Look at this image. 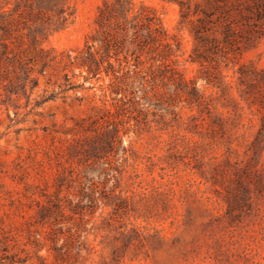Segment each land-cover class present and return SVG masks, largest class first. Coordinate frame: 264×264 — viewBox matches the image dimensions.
I'll return each mask as SVG.
<instances>
[{"label":"rangeland","instance_id":"obj_1","mask_svg":"<svg viewBox=\"0 0 264 264\" xmlns=\"http://www.w3.org/2000/svg\"><path fill=\"white\" fill-rule=\"evenodd\" d=\"M134 1L155 8L172 46L180 43L177 69L197 79L211 111L174 95L173 106L162 100L123 117L125 154L90 150L77 163L68 147L92 119L114 112L108 90L99 77L59 92L60 67L34 72L36 86L27 80L25 94L11 95L8 108L0 104V239L7 264H53L39 203L86 204L90 189L97 202L84 206L86 223L73 227L83 251L92 249L74 264H264V33L242 38L228 66L221 62L223 76L208 84L205 65L191 61L192 24L179 22V0ZM183 1L190 11L205 7V0ZM73 2L71 23L49 36L47 48H81L92 32L102 0ZM241 66L248 74L242 80ZM166 87L173 89L170 81ZM72 161L81 175L76 181L68 171Z\"/></svg>","mask_w":264,"mask_h":264},{"label":"trees","instance_id":"obj_2","mask_svg":"<svg viewBox=\"0 0 264 264\" xmlns=\"http://www.w3.org/2000/svg\"><path fill=\"white\" fill-rule=\"evenodd\" d=\"M178 2L179 22L187 19L192 24L195 45L191 61L205 65L208 84L212 83V77H221V62L228 66L242 38L264 33V0H205V7L196 4L193 11L186 1ZM74 14L73 0H0V95L4 96L0 104L8 108L11 95L19 96L20 90L25 94L27 80L29 88L36 86L38 77L33 73L42 74L47 67H60L63 71L62 82L57 85L59 92L83 88L84 82L100 77L101 88L108 90L115 110L106 109L102 116L92 119L83 137L68 147L72 156L77 157V163L90 150L125 154L122 134L126 133L123 127L128 120L123 117L142 113L162 100L173 106L169 100L174 95L211 111L212 100L200 92L197 79H188L177 69L180 60L175 52L180 43L174 39L172 46L155 8L134 0H102L97 6L93 30L86 35L83 47L60 52L47 48L45 42L49 36L67 27ZM217 31L221 39L215 36ZM75 69L83 82H76L72 72ZM237 72L240 80L248 76L242 66ZM102 76L108 79L106 87ZM164 78L173 89L166 87L168 81L164 86ZM261 121L264 124V113ZM73 164L70 162L68 171H75L73 180L76 181L81 175ZM87 199L86 204H81L79 199L75 204L69 203V207H60L50 202L51 199L39 203L37 215L42 225L48 227L53 264L78 263V257L92 249L83 251L79 231L73 227L86 223L84 206L91 207L98 199L94 189H90ZM58 211L62 213L61 219L56 214ZM7 252V246L0 239V264H7Z\"/></svg>","mask_w":264,"mask_h":264}]
</instances>
